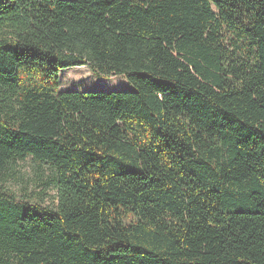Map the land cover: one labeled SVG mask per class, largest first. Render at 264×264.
I'll list each match as a JSON object with an SVG mask.
<instances>
[{"label": "trees", "instance_id": "trees-1", "mask_svg": "<svg viewBox=\"0 0 264 264\" xmlns=\"http://www.w3.org/2000/svg\"><path fill=\"white\" fill-rule=\"evenodd\" d=\"M0 264H264V0H0Z\"/></svg>", "mask_w": 264, "mask_h": 264}, {"label": "rangeland", "instance_id": "rangeland-1", "mask_svg": "<svg viewBox=\"0 0 264 264\" xmlns=\"http://www.w3.org/2000/svg\"><path fill=\"white\" fill-rule=\"evenodd\" d=\"M122 76H99L87 66L64 69L60 73V89L116 90L131 89ZM52 171L46 164H39L31 157L18 160L6 179L3 188L14 192L18 199L28 195L46 204L55 203L56 189L51 181Z\"/></svg>", "mask_w": 264, "mask_h": 264}]
</instances>
